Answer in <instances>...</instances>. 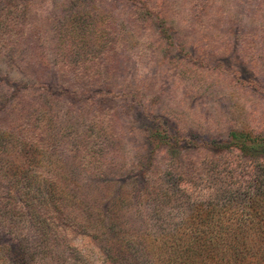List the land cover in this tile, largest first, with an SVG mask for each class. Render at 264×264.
I'll list each match as a JSON object with an SVG mask.
<instances>
[{
  "label": "rangeland",
  "instance_id": "374dc122",
  "mask_svg": "<svg viewBox=\"0 0 264 264\" xmlns=\"http://www.w3.org/2000/svg\"><path fill=\"white\" fill-rule=\"evenodd\" d=\"M233 130L264 134V0H0V264H166L249 188Z\"/></svg>",
  "mask_w": 264,
  "mask_h": 264
},
{
  "label": "trees",
  "instance_id": "16d2710c",
  "mask_svg": "<svg viewBox=\"0 0 264 264\" xmlns=\"http://www.w3.org/2000/svg\"><path fill=\"white\" fill-rule=\"evenodd\" d=\"M229 138L226 152L254 163L249 188L244 193L236 189L235 196L226 194L222 206L219 202L195 206L187 226L164 242V254H169L166 264H264V134L233 130ZM8 186L10 198L9 181ZM4 191L0 189V196ZM102 201L110 202L107 211L115 218L113 210L123 204L124 197L114 200L106 193ZM33 212L35 221L46 226L40 211L34 208Z\"/></svg>",
  "mask_w": 264,
  "mask_h": 264
}]
</instances>
